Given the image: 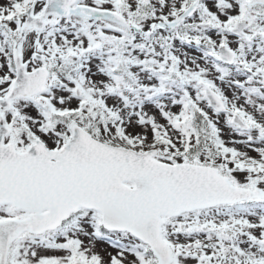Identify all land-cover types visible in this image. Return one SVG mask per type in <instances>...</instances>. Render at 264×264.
<instances>
[{
	"label": "snow or ice",
	"instance_id": "6c2138e0",
	"mask_svg": "<svg viewBox=\"0 0 264 264\" xmlns=\"http://www.w3.org/2000/svg\"><path fill=\"white\" fill-rule=\"evenodd\" d=\"M0 264H264V0H0Z\"/></svg>",
	"mask_w": 264,
	"mask_h": 264
}]
</instances>
